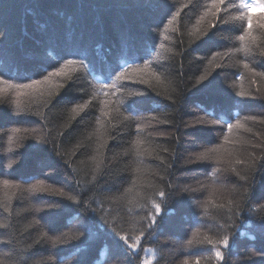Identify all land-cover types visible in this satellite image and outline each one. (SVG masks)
I'll use <instances>...</instances> for the list:
<instances>
[{
    "label": "trees",
    "instance_id": "trees-1",
    "mask_svg": "<svg viewBox=\"0 0 264 264\" xmlns=\"http://www.w3.org/2000/svg\"><path fill=\"white\" fill-rule=\"evenodd\" d=\"M0 32V264H264V0H0Z\"/></svg>",
    "mask_w": 264,
    "mask_h": 264
},
{
    "label": "snow or ice",
    "instance_id": "snow-or-ice-1",
    "mask_svg": "<svg viewBox=\"0 0 264 264\" xmlns=\"http://www.w3.org/2000/svg\"><path fill=\"white\" fill-rule=\"evenodd\" d=\"M245 7H248V5H245ZM249 19H251V18L249 17ZM4 35H5L4 32H0V39H2V38L4 37ZM240 39L243 40L244 37L241 36ZM246 67H247V65H246ZM113 72H115V69H113ZM59 74H60L59 72L55 73V75H59ZM120 78H121V75L118 74L117 77H116V79L118 80V79H120ZM205 79H206L205 76H201V77H200V80H199L197 83H200V82L204 81ZM36 83H40V82L37 81ZM24 87H29V85H24ZM103 87H104V88L115 87V81H113V83H112L111 85L105 84V85H103ZM198 123H203V122H202V121H198ZM228 127L231 129L232 125H228ZM206 158H207V154H203V153L196 157V159H206ZM5 183H7V181H5ZM28 190H29V191H34V192H42V191H50V192H52V191H54V192H56L57 194H59V195H61V196L67 195V194H66L65 192H63L62 190H59V189H51V188H45L44 186H42V185L39 184V183H38V184H32V185H30V187H29ZM185 190L187 191V189H185ZM161 195H164V194L161 193ZM67 198H68L69 200H74V199H75V197H73V196H71V195H68ZM55 206H56V205H51V204L45 205V207H55ZM157 207H158V206H157ZM36 210H37V211H40L39 208L36 209ZM5 211H7V209H5ZM155 223H156V218L153 217L151 223L149 224V227L151 228L152 225H154ZM6 227H7V225L0 224V228H6ZM85 228H86V226H85ZM149 234H151V233H149ZM81 235H84V233H81ZM57 242L64 243L65 241L53 240V243H57ZM120 242H122V246H123V247L128 248V249H134V248L136 247V243H137V241H133L132 243H129V242H128V238H125V237H121V238H120V241H118V244H119ZM2 243H11V241H8V240H0V244H2ZM223 243H225V245H228V243H229V242H228V239L225 238L224 241H223ZM217 255L219 256L220 253L218 252Z\"/></svg>",
    "mask_w": 264,
    "mask_h": 264
},
{
    "label": "rangeland",
    "instance_id": "rangeland-1",
    "mask_svg": "<svg viewBox=\"0 0 264 264\" xmlns=\"http://www.w3.org/2000/svg\"><path fill=\"white\" fill-rule=\"evenodd\" d=\"M199 225H200V224L197 223L194 227H200ZM191 229H193V227H192ZM193 230H194V229H193ZM188 251H189V250H188Z\"/></svg>",
    "mask_w": 264,
    "mask_h": 264
}]
</instances>
